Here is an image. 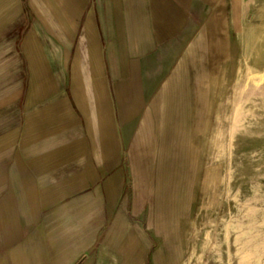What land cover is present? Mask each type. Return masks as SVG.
<instances>
[{
    "label": "rangeland",
    "instance_id": "374dc122",
    "mask_svg": "<svg viewBox=\"0 0 264 264\" xmlns=\"http://www.w3.org/2000/svg\"><path fill=\"white\" fill-rule=\"evenodd\" d=\"M51 6V0H43L44 9L34 0H0V140L3 134L15 130L11 140L18 142L26 130V116L32 113L33 118L36 110L49 107L50 76L61 84L60 90L53 87L54 92L68 96L72 113L84 120L72 95L74 77L82 84L85 73L70 69L76 55L66 52L62 45L67 21L65 27L60 23L56 28ZM251 28L264 34V0H202L199 13L190 17L181 36L164 47L160 67L152 62L157 70L146 72L150 77L157 75L151 78L157 84L151 87L152 92L140 94L143 106L132 103L129 116H119L118 112L114 116L111 108L107 113L102 107L110 119L109 153L105 156L103 148L90 152V157L95 152L102 154V181L76 191L75 196L77 200L86 190L102 195V228L87 250L92 264H135L137 260L140 264H170L169 258L176 256V264H264V37L260 40V59L254 61L250 53L247 63L244 34ZM81 30L82 21L78 32ZM198 38L202 49L197 55V74L203 82L202 99L196 101L200 130L190 139L195 163L188 167V177L181 179L189 189L182 193L183 213L167 230V237L177 244L170 247L164 231L152 221L158 196L157 191L151 192L157 181L156 170L152 167L147 175L151 176V186L144 194V187L139 185L147 176H140V166L132 158V133L142 123L144 112L150 113L154 98L183 65L187 48ZM215 38L223 41V46L209 49V41ZM35 59L38 63L43 60L40 72ZM84 78L88 84L82 85L84 92H101L98 86L92 87L90 75ZM103 84L102 94L114 97L110 78ZM12 94L16 97L4 103ZM94 104L90 103L92 110ZM92 121L89 134L94 140L98 126L95 117ZM74 129L75 140L82 135L88 137L84 123ZM180 169L182 172L184 167ZM75 170L80 173L82 167ZM136 173L141 178L137 188ZM161 213L170 219V209L162 208ZM75 226L81 234L82 227L79 223ZM130 233L132 248L136 245L137 251L132 257L125 251L121 260L115 243Z\"/></svg>",
    "mask_w": 264,
    "mask_h": 264
},
{
    "label": "crops",
    "instance_id": "0c3cea01",
    "mask_svg": "<svg viewBox=\"0 0 264 264\" xmlns=\"http://www.w3.org/2000/svg\"><path fill=\"white\" fill-rule=\"evenodd\" d=\"M34 1L43 8V0ZM201 1L51 0V20L57 22L56 28L60 23L65 27L67 21V37L62 45L66 52L76 55L70 69L78 74L82 70L86 78L90 75L92 87L98 86L101 92L87 94L83 91V86L88 85L85 75L82 84L74 77L72 98L83 115L81 121L72 113L70 98L54 92L53 87L61 84L50 76L49 107L36 110L34 119L30 117L32 113L26 116V130L18 142L11 140L15 130L1 136L0 264H92L87 250L102 228V195L86 190L77 200L75 197L76 191L102 181V154L95 152L90 157V152L103 148L108 155L110 108L114 116L116 112L129 116L132 103L138 108L143 106L140 94L152 92L151 87L157 84L151 80L157 75L150 77L146 72L157 70L164 47L181 36L190 17L199 13ZM80 21L82 30L78 32ZM201 49L200 38L187 48L183 65L168 78L154 98L150 113L144 112L142 123L132 133L131 155L136 165H154L165 153L167 158L172 154L194 166L190 139L198 125L196 101L203 94V82L197 74ZM40 60L34 62L39 64L37 72L42 70ZM152 62L156 65L152 66ZM108 77L114 86V97L102 94L103 81ZM15 97L8 96L4 103ZM91 102L95 103L93 110ZM102 107L107 113L103 114ZM94 117L99 136L93 140L90 134ZM83 123L88 137L82 135L75 140L74 127ZM77 166L82 171L76 174ZM173 178L184 179L182 174H174ZM169 197L178 196L172 192ZM136 199L134 196L135 207ZM77 223L82 227L81 234L76 232ZM132 235H122L115 243L121 260L125 251L130 257L137 251L136 245L132 248Z\"/></svg>",
    "mask_w": 264,
    "mask_h": 264
},
{
    "label": "bare ground",
    "instance_id": "6f19581e",
    "mask_svg": "<svg viewBox=\"0 0 264 264\" xmlns=\"http://www.w3.org/2000/svg\"><path fill=\"white\" fill-rule=\"evenodd\" d=\"M263 37H264V34L262 33L261 30L253 29V28H251L246 34H244V38H245L244 39V41H245V47H244V54H245L244 57L245 58L244 59L247 63H248L247 58H248V55L250 53L252 54L254 61H258L260 59V56H261V41L260 40ZM215 39L209 41L210 42V43H208L209 49L216 47V46H219V47L223 46V41L217 40V39H216L217 41H215ZM209 113H210V111H209ZM218 113H217V116H218ZM232 129H233V127H232ZM199 130H200V124L198 123L197 128H196V132L198 133ZM203 132H204V130L202 131V133ZM167 157L168 156H165V153H163L161 155V159L159 158V160H156V163L154 165H150V166H146V167L140 166L138 173L140 174V176L146 177L148 174H150V170L152 169V167H154L156 170V180L157 181H156V184L151 187V192L157 191L158 196L156 198V207H155L154 214L152 216V221L155 224L156 228H159L162 231H164L165 242L168 243L170 247L171 246L174 247L175 243L172 242V240H170L169 237H167V230H168V227L170 228L171 226H173L174 220H176V218L181 216V214L183 213L182 212L183 211L182 205H183L184 199L182 198V196L184 194L182 195V193L184 192V190H188L189 188L187 189L186 186L184 187L183 181H179L173 177H174V174H177L180 172V170H182V169H180V167H184L183 171L180 172V174H182L183 177H185V176L188 177L187 169L190 165H187L186 159H176V158L172 157V154H171V157H169V158H167ZM147 178L151 179V176H147L146 178H143L145 180V183L143 182V184L140 183V185H139V186H142V188L144 187V189H143L144 194L149 191L148 187L151 186V185H149L151 180H146ZM138 179L141 180V178H138ZM171 179H176V180L170 181ZM187 184H188V187H191L190 183H187ZM166 191H168V192H166ZM165 192L166 193L176 192L178 197H176V198L167 197ZM162 208L170 209L171 213H170V219L169 220H166L164 215L162 216V213H161ZM173 210L174 211L177 210V211L172 213ZM175 245L177 246V244H175ZM176 258H177V256L172 257L171 259L169 258V263L170 264H176V262H177ZM165 261H166V258H165ZM135 264H140V261L137 260V262Z\"/></svg>",
    "mask_w": 264,
    "mask_h": 264
}]
</instances>
